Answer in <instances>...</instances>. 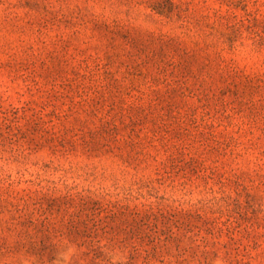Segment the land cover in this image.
Wrapping results in <instances>:
<instances>
[{
	"label": "rangeland",
	"instance_id": "1",
	"mask_svg": "<svg viewBox=\"0 0 264 264\" xmlns=\"http://www.w3.org/2000/svg\"><path fill=\"white\" fill-rule=\"evenodd\" d=\"M0 264H264V0H0Z\"/></svg>",
	"mask_w": 264,
	"mask_h": 264
},
{
	"label": "trees",
	"instance_id": "2",
	"mask_svg": "<svg viewBox=\"0 0 264 264\" xmlns=\"http://www.w3.org/2000/svg\"><path fill=\"white\" fill-rule=\"evenodd\" d=\"M134 212V214H139V212L136 210V211H133ZM100 221V220H99ZM101 223H103V220L102 221H100V222H95L94 223V225H95V228H98V226L101 224ZM105 225V224H104Z\"/></svg>",
	"mask_w": 264,
	"mask_h": 264
}]
</instances>
